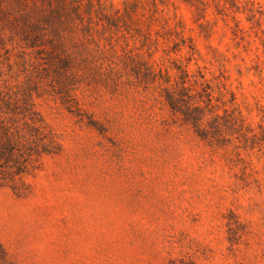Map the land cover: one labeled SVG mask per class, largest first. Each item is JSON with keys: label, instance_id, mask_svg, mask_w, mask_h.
Returning a JSON list of instances; mask_svg holds the SVG:
<instances>
[{"label": "rangeland", "instance_id": "1", "mask_svg": "<svg viewBox=\"0 0 264 264\" xmlns=\"http://www.w3.org/2000/svg\"><path fill=\"white\" fill-rule=\"evenodd\" d=\"M0 264H264V0H0Z\"/></svg>", "mask_w": 264, "mask_h": 264}]
</instances>
